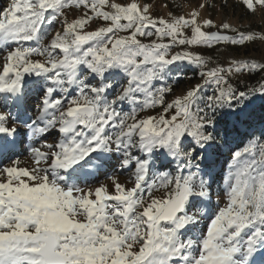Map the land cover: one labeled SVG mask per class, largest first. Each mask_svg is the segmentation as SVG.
<instances>
[{
	"label": "snow or ice",
	"instance_id": "snow-or-ice-1",
	"mask_svg": "<svg viewBox=\"0 0 264 264\" xmlns=\"http://www.w3.org/2000/svg\"><path fill=\"white\" fill-rule=\"evenodd\" d=\"M237 3L264 16V0ZM212 6L0 9V264H264V76L232 82L264 57L201 52L264 31L202 18ZM193 68L200 82L175 94Z\"/></svg>",
	"mask_w": 264,
	"mask_h": 264
},
{
	"label": "rangeland",
	"instance_id": "rangeland-1",
	"mask_svg": "<svg viewBox=\"0 0 264 264\" xmlns=\"http://www.w3.org/2000/svg\"><path fill=\"white\" fill-rule=\"evenodd\" d=\"M153 5L152 14L154 16L168 17L169 11H173L176 15L187 14L192 8L197 7L200 3H210L213 6L211 8H205L201 12L202 18H211L216 24L222 22H228L233 27H238L242 30L264 31V16L257 13L255 16L247 14L244 9L237 3V0H226L227 7H222L225 0H148ZM9 0H0V9L7 7ZM167 4L168 7H164ZM71 18V16H70ZM215 31V29H212ZM179 50V49H175ZM202 54L210 55L214 60L223 63L225 60H231L233 57L237 58H255L260 61L264 57V42L257 41L256 43L248 44L246 47H232V46H220L219 49L214 50H201ZM247 75L236 77L233 79V83L243 82ZM197 79H194L191 84L174 89L175 94H179L192 84L200 82V78L197 74ZM171 99V96H169ZM51 142V137H49ZM26 143H28L26 141ZM20 159L22 161L21 166H28L30 160L27 155L21 150ZM6 165L7 161H3ZM121 182L127 180V175L120 177ZM104 182L106 180L105 175L100 174L97 177L82 176L79 180L80 186H84L86 183L95 184L97 182ZM214 202L217 197L214 196ZM222 202V201H221Z\"/></svg>",
	"mask_w": 264,
	"mask_h": 264
},
{
	"label": "trees",
	"instance_id": "trees-1",
	"mask_svg": "<svg viewBox=\"0 0 264 264\" xmlns=\"http://www.w3.org/2000/svg\"><path fill=\"white\" fill-rule=\"evenodd\" d=\"M186 77H191V79H182L178 82V84H174L173 87L174 89H179L180 87H183L185 85L191 84V82L194 79H197V71L193 68L191 70H188L185 72ZM264 76V74H258V75H253V76H246V78L243 80V82L237 83L239 87H244L245 85H253L257 81L261 79V77ZM211 92V89H209V93Z\"/></svg>",
	"mask_w": 264,
	"mask_h": 264
}]
</instances>
